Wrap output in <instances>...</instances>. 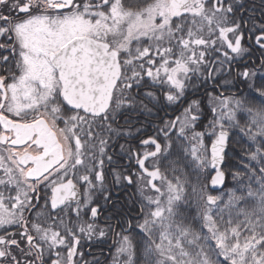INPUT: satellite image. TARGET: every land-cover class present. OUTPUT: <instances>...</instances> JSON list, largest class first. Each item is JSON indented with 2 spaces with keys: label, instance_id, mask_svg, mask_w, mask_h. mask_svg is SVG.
Here are the masks:
<instances>
[{
  "label": "snow or ice",
  "instance_id": "obj_1",
  "mask_svg": "<svg viewBox=\"0 0 264 264\" xmlns=\"http://www.w3.org/2000/svg\"><path fill=\"white\" fill-rule=\"evenodd\" d=\"M261 73L245 0H0V264H100L82 241L109 233L110 264H264Z\"/></svg>",
  "mask_w": 264,
  "mask_h": 264
},
{
  "label": "trees",
  "instance_id": "obj_2",
  "mask_svg": "<svg viewBox=\"0 0 264 264\" xmlns=\"http://www.w3.org/2000/svg\"><path fill=\"white\" fill-rule=\"evenodd\" d=\"M246 6L249 8H255L256 9V15L259 16L260 12L262 10H264V5L261 4V0H245ZM261 55L260 50L257 49L255 46H252V56L253 58L259 57ZM260 75H264V73H261ZM232 76H235V71L233 72ZM228 79H232V77H228ZM209 91H211V89H209ZM240 92L243 93L244 96H248V89L243 85V84H236L235 87L230 88L227 91H224V96H230V95H239ZM191 98H196V99H201L202 101V105L204 106V111L206 113V119L204 120V123L206 124L207 121L209 119H211V113H210V105L208 102L207 97L204 95V89L201 88L199 91H196L194 93L191 94ZM258 103V102H257ZM151 107V105H149ZM186 106V105H184ZM155 110V109H154ZM170 110V111H169ZM182 111V108L176 107V106H170V107H164L162 108L159 112H157L155 110V118H153L152 116H148V115H136L135 117H133L135 119V121L138 122L135 123V125L137 124L140 128H142L143 131H145L147 133H150L149 135H154L155 134V128L156 126H158L161 123L162 119H171L174 118L177 115H180ZM170 114V116L168 115V113ZM132 120V118H131ZM244 121L241 120V123H243ZM150 131V132H148ZM152 132V133H151ZM141 137V134H140ZM236 139H239V137H236ZM142 150V149H140ZM241 148L239 145L236 144H232L230 145V156H232V164H238L239 163V153L241 152ZM2 175V174H1ZM233 187V182L231 180V177L229 176L226 180V183L223 187L222 190L215 192L214 195H221L223 194L224 199H227V191ZM188 213L190 214H194L195 213V205H193L192 209L188 210ZM96 242V241H93ZM91 243H88V241H82V245L83 247L81 248V250L83 252H85V249L87 246H89ZM114 248L112 249V251L114 252ZM85 259L88 260L89 262H91L93 260V258L91 257H87L85 255ZM110 260H111V255H109V257L107 259H103V264H110Z\"/></svg>",
  "mask_w": 264,
  "mask_h": 264
},
{
  "label": "flooded vegetation",
  "instance_id": "obj_3",
  "mask_svg": "<svg viewBox=\"0 0 264 264\" xmlns=\"http://www.w3.org/2000/svg\"><path fill=\"white\" fill-rule=\"evenodd\" d=\"M170 111V110H169ZM168 113V112H167ZM168 115L170 116V114L168 113ZM136 115L132 116V120L130 122L129 125H125V130L130 131L131 135L126 136L124 138H122L119 143L120 144H125L126 147L128 148H132L133 150H136L138 148L139 145V139L140 137V133L136 132L137 128H140L137 124L135 125L137 121H135V119L133 117H135ZM153 118L156 119L155 117V110H153V114L151 115ZM121 124H123V120H121ZM150 132V131H148ZM146 133L145 131H143V134ZM152 133V132H151ZM150 133L144 134V136L149 135ZM152 135V134H151ZM143 150V149H142ZM141 150V151H142ZM116 151H119V148L117 147ZM126 159L121 158L120 163L124 164L126 163ZM133 192L134 189H128L124 192L120 193V199L121 202L127 201L129 198H131L133 196ZM108 212H104L98 219L97 223L100 227H103L105 225V220H104V216L107 215ZM115 240L114 236L112 235V233H109V235L107 237H105L103 240L100 239H94L92 241H96L93 244H91V246H94L93 248H91L90 250H86L85 255L87 257H91V258H95V259H99L100 262L103 261V259H107L108 256L110 255V249L112 250L113 247H111V245L113 244L112 242ZM108 241H111L110 243ZM90 242V241H88ZM91 246H88L87 248H90ZM102 264V263H100Z\"/></svg>",
  "mask_w": 264,
  "mask_h": 264
},
{
  "label": "rangeland",
  "instance_id": "obj_4",
  "mask_svg": "<svg viewBox=\"0 0 264 264\" xmlns=\"http://www.w3.org/2000/svg\"><path fill=\"white\" fill-rule=\"evenodd\" d=\"M1 174L3 175V173H2V172H0V175H1Z\"/></svg>",
  "mask_w": 264,
  "mask_h": 264
}]
</instances>
